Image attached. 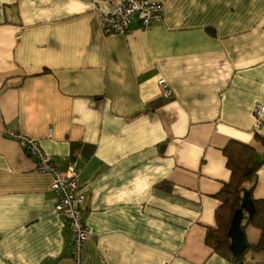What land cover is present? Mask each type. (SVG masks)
<instances>
[{"label":"crops","instance_id":"obj_1","mask_svg":"<svg viewBox=\"0 0 264 264\" xmlns=\"http://www.w3.org/2000/svg\"><path fill=\"white\" fill-rule=\"evenodd\" d=\"M118 1L0 0V264H73L52 179L11 133L73 165L91 234L82 264H234L204 241L229 141L263 163L251 198L264 200V0H151L160 23L106 34Z\"/></svg>","mask_w":264,"mask_h":264},{"label":"built area","instance_id":"obj_2","mask_svg":"<svg viewBox=\"0 0 264 264\" xmlns=\"http://www.w3.org/2000/svg\"><path fill=\"white\" fill-rule=\"evenodd\" d=\"M163 19V5L151 0H119L111 12L100 17L101 29L106 34L123 35L129 32V25L137 20L140 29L145 31ZM160 97L171 101L173 94L168 84L157 81ZM264 107L257 105L253 109V130H259L263 125ZM10 139L18 143L23 151L32 159L34 171L48 174L51 177L50 188L55 194L54 212L59 215L69 230V246L73 264H82V253L86 241L91 237L90 230L83 220L82 209L84 194L77 184V173L70 165L62 172L58 165L41 148L39 141L24 135L11 133Z\"/></svg>","mask_w":264,"mask_h":264},{"label":"trees","instance_id":"obj_3","mask_svg":"<svg viewBox=\"0 0 264 264\" xmlns=\"http://www.w3.org/2000/svg\"><path fill=\"white\" fill-rule=\"evenodd\" d=\"M222 153L226 159V169L230 174L229 180L215 195V198L220 202L215 211L216 225L215 228L207 229L204 241L213 253L231 263L241 264L242 256L246 252L264 253V200L251 198L256 184L257 172L263 163L257 159L250 146L237 141H229ZM158 188L166 187L160 184ZM245 194H248L253 212H251V216H248L246 211L242 210L244 218L241 227L243 230L248 226L257 229L260 232V238L256 245L247 244L246 251L235 257L230 252V239L227 232L235 212L241 209Z\"/></svg>","mask_w":264,"mask_h":264},{"label":"water","instance_id":"obj_4","mask_svg":"<svg viewBox=\"0 0 264 264\" xmlns=\"http://www.w3.org/2000/svg\"><path fill=\"white\" fill-rule=\"evenodd\" d=\"M242 210H245L248 216H251V212H253V206L248 199V194L244 195L241 209L235 212L227 232V236L230 239V252L235 257L243 254L247 249L245 233L241 227L244 218Z\"/></svg>","mask_w":264,"mask_h":264},{"label":"rangeland","instance_id":"obj_5","mask_svg":"<svg viewBox=\"0 0 264 264\" xmlns=\"http://www.w3.org/2000/svg\"><path fill=\"white\" fill-rule=\"evenodd\" d=\"M246 253H248V252H246ZM246 253L244 254V256H245V255H246V256L248 255V254H246ZM250 253L253 255L252 257H255V256H254V255H256L255 253H252V252H250ZM251 254H249V255H251ZM244 256H242V257H243V260H244ZM249 257H251V256H249ZM249 257H248V258H249ZM255 259H256V258H253V262L255 261ZM242 262L245 264V262H246V257H245V261H242ZM246 264H252V263H246Z\"/></svg>","mask_w":264,"mask_h":264}]
</instances>
